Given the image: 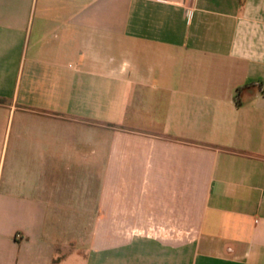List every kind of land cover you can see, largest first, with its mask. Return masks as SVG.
<instances>
[{"label": "crops", "instance_id": "0c3cea01", "mask_svg": "<svg viewBox=\"0 0 264 264\" xmlns=\"http://www.w3.org/2000/svg\"><path fill=\"white\" fill-rule=\"evenodd\" d=\"M0 264H264V0H0Z\"/></svg>", "mask_w": 264, "mask_h": 264}, {"label": "rangeland", "instance_id": "374dc122", "mask_svg": "<svg viewBox=\"0 0 264 264\" xmlns=\"http://www.w3.org/2000/svg\"><path fill=\"white\" fill-rule=\"evenodd\" d=\"M95 229H96V228H90V229H89V230H90V234L95 233ZM75 247H76V243L73 244V249H72V250H74ZM66 250H67V248H66ZM69 250H70V249H69Z\"/></svg>", "mask_w": 264, "mask_h": 264}]
</instances>
